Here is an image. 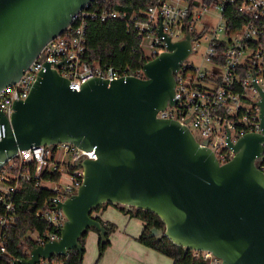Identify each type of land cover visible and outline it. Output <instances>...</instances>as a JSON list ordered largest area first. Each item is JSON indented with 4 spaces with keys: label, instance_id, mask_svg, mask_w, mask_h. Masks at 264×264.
<instances>
[{
    "label": "water",
    "instance_id": "obj_1",
    "mask_svg": "<svg viewBox=\"0 0 264 264\" xmlns=\"http://www.w3.org/2000/svg\"><path fill=\"white\" fill-rule=\"evenodd\" d=\"M91 1L0 0V90L19 80L43 46ZM162 28L161 12L157 30L167 49L142 61L145 77L91 76L77 90L58 70L72 58L48 59L28 96L15 98L10 117L0 106V170L20 149L34 145L72 142L97 152V158L76 164L84 168L78 191L64 201L55 197L53 207L67 217L61 236L11 264H39L82 250L80 238L91 227L99 229L104 242L107 228L92 212L108 203L157 214L165 226L150 228L148 236L156 242L167 237L185 252L209 250L222 264H264V171L259 164L264 159V88L254 69L260 130L233 141L227 126L225 139L234 154L221 163L209 139L196 137L189 119L158 115L181 99L175 74L198 39L187 28L185 38L172 40Z\"/></svg>",
    "mask_w": 264,
    "mask_h": 264
},
{
    "label": "built area",
    "instance_id": "obj_2",
    "mask_svg": "<svg viewBox=\"0 0 264 264\" xmlns=\"http://www.w3.org/2000/svg\"><path fill=\"white\" fill-rule=\"evenodd\" d=\"M95 1L108 0H93L88 3L61 34L43 46L19 80L0 90V106L6 115L10 117L14 111L12 105L15 98L24 99L28 96L42 63L48 59L58 63L66 56L68 59L72 58L69 62L62 63L58 70L61 75L70 79V87L77 90H80L83 81L91 76L113 79L134 73L145 77L142 66L132 69L129 66L90 65L84 60L89 18L101 21L110 18L125 20L129 29L142 38L145 60H149L167 49L157 30L162 12V31L171 35L172 40L185 38L187 28L193 36H198V39L208 33L210 43L204 59L213 65L222 66L224 70L222 73L215 69L203 70L187 63L186 59L175 74L176 97L181 99L176 106H168L158 115L181 121L189 119V127L191 128L192 124L200 131V135L196 137L200 140L209 139L208 145L215 151L221 163L228 161L234 154L225 139L227 126L233 141L237 140L239 134L260 130L259 107L256 104L259 93L252 80L255 69L257 83L264 88V78L261 77L264 70V48H252L248 42L259 38L264 33V26L251 22L233 30L224 13L227 6L234 5L242 14L259 19L264 15V0H154L147 7L133 13L108 8L94 9L91 4ZM198 39L193 40L191 53L195 52L194 42ZM223 44L226 48L220 49ZM146 45L151 48L150 55H147ZM221 57L222 62L218 61ZM242 64L250 68L246 76L241 74ZM51 66H56L54 61H51ZM251 89L257 93L253 95L255 100L248 95ZM241 109L239 119L230 115ZM239 123H244L246 127L239 128ZM84 158H97L95 147L87 150L72 142L48 146L34 145L20 149L0 170V204L4 210L0 216V259L7 250L4 228L20 218L14 202L20 180H32L52 193L45 199L44 207L35 212L38 217L47 221L51 229L43 235L30 233L36 245L44 244L61 236V227L67 217L61 208L53 207L58 205L55 197L64 201L70 194L78 191L83 183L84 168L77 167L76 164ZM259 164L264 171V159L259 161ZM31 249L25 250L29 256ZM191 251L194 257H203L209 264H222L221 258L209 250ZM46 260L42 259L39 264H44Z\"/></svg>",
    "mask_w": 264,
    "mask_h": 264
},
{
    "label": "trees",
    "instance_id": "obj_3",
    "mask_svg": "<svg viewBox=\"0 0 264 264\" xmlns=\"http://www.w3.org/2000/svg\"><path fill=\"white\" fill-rule=\"evenodd\" d=\"M154 0H108L95 1L91 4L94 9H116L133 13L147 7ZM229 19L230 26L233 30L243 25L254 22L264 26V15L259 19H255L250 15H244L234 5H229L224 13ZM142 38L136 32L129 29L125 20L110 18L101 21L96 18H89L87 26V42L84 60L90 65L99 64L101 66L126 67L137 69L142 66V61L146 59V55L142 49ZM252 48L262 46L264 48V33L257 39L248 42ZM220 49L226 48V45H220ZM223 61L222 57L218 61ZM241 74L246 76L249 67L246 64L241 65ZM240 89V88H239ZM242 90V88L240 89ZM242 109L235 114H231L235 119H239ZM239 128H245L244 123H239ZM52 194L48 188L37 185L32 180L21 179L19 187L15 195V206L20 214V218L9 223L4 228L6 235V252L0 259V264H11L16 258L29 257L25 253L26 249L33 248L36 241L30 236V233L37 232L39 235L46 233L51 227L46 220L38 217L35 212L44 207L45 199ZM118 207L127 214L135 216L143 220L144 228L137 239L157 251L171 257L173 264H209V261L203 257H194L191 250L185 252L180 245L173 243L169 238L159 242L154 237H149L150 228L155 226L163 228L162 219L150 210L134 209L126 210L123 205ZM101 208V207H100ZM100 208H95L92 214L99 219L107 228V239L103 242L99 236L98 242V259L103 257L107 248L111 245V235L117 230V224L110 220H104L96 212ZM3 207L0 204V216L3 213ZM99 234V229L91 227ZM89 229V230H90ZM89 230L80 238L83 245L82 250L78 248L72 249L65 257L53 256L47 259L44 264H83L86 252V240ZM1 232V224H0Z\"/></svg>",
    "mask_w": 264,
    "mask_h": 264
},
{
    "label": "crops",
    "instance_id": "obj_4",
    "mask_svg": "<svg viewBox=\"0 0 264 264\" xmlns=\"http://www.w3.org/2000/svg\"><path fill=\"white\" fill-rule=\"evenodd\" d=\"M96 213L104 220L113 221L118 226L117 230L111 235V245L105 253L107 254L109 250L117 248L114 264H161L164 262L162 256L165 254L141 243L137 239L144 228L143 220L127 214L116 204H104ZM98 242L99 234L90 229L86 240V251L88 247L91 248L90 258L97 256ZM85 258L83 264H86Z\"/></svg>",
    "mask_w": 264,
    "mask_h": 264
},
{
    "label": "rangeland",
    "instance_id": "obj_5",
    "mask_svg": "<svg viewBox=\"0 0 264 264\" xmlns=\"http://www.w3.org/2000/svg\"><path fill=\"white\" fill-rule=\"evenodd\" d=\"M209 43H210V35L208 33L202 35L197 41L194 42L195 52L191 53L188 56L186 62L189 63V64H192V65H194L196 67H200L203 70H207L208 71L210 69H215L219 73H222L223 70H224L222 66L213 65L211 62H208V61H206L204 59V55H205V52L207 50V47H208ZM145 47H146L145 50L147 52V55H150L151 54V48L149 46H147V45ZM247 53H249V50H248ZM261 77L264 78V70L261 73ZM256 94L257 93L253 89H251L249 91V93H248L249 96H252L253 100H255L254 99L255 97L253 95H256ZM170 108H172V107H170ZM191 128H192V130H193V132L195 133L196 136L200 135L199 129L195 128L192 124H191ZM90 250H91V248L88 247V250L85 252L86 264H114V262H115V257L114 256H115V254H117V248H113V249L109 250V252L107 254H104L103 257L98 262H97L98 253H97L96 257L94 256V258L93 257L90 258L91 257ZM162 257H164L163 258L164 262L161 263V264H173V259L171 257H169L167 255H163ZM139 264H141V263H139Z\"/></svg>",
    "mask_w": 264,
    "mask_h": 264
},
{
    "label": "flooded vegetation",
    "instance_id": "obj_6",
    "mask_svg": "<svg viewBox=\"0 0 264 264\" xmlns=\"http://www.w3.org/2000/svg\"><path fill=\"white\" fill-rule=\"evenodd\" d=\"M134 210V209H133Z\"/></svg>",
    "mask_w": 264,
    "mask_h": 264
}]
</instances>
